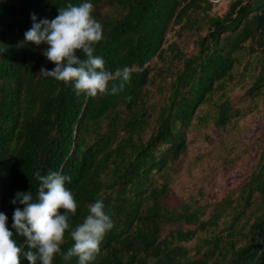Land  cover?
<instances>
[{
	"label": "trees",
	"instance_id": "obj_1",
	"mask_svg": "<svg viewBox=\"0 0 264 264\" xmlns=\"http://www.w3.org/2000/svg\"><path fill=\"white\" fill-rule=\"evenodd\" d=\"M83 2L103 26L95 54L110 71L132 70L117 95L77 96L41 76L55 66L42 54L47 45L24 40L31 13L51 20ZM214 5L0 0V212L22 249L11 225L23 205L11 200L35 197L33 173L53 170L71 177L72 228L97 199L114 221L95 264H264V0H229L222 14ZM211 138L226 166H209L216 184L231 170L248 174L177 199L178 165L188 150L194 161L209 158L202 149ZM72 244L66 233L62 253Z\"/></svg>",
	"mask_w": 264,
	"mask_h": 264
},
{
	"label": "clouds",
	"instance_id": "obj_2",
	"mask_svg": "<svg viewBox=\"0 0 264 264\" xmlns=\"http://www.w3.org/2000/svg\"><path fill=\"white\" fill-rule=\"evenodd\" d=\"M57 11L51 20H38L31 13V27L24 33L25 42L37 47L47 45L42 54L55 65L51 70L41 67L39 74L71 85L77 96L91 98L117 95L130 85V68L110 71L104 59L95 54V46L105 36L102 24L93 15L94 5L68 3ZM33 175L39 182L35 197L32 191L17 192L11 200L12 204L23 205L22 209H14L11 227L17 237L24 238L27 250L17 243L7 227L8 217L0 212V264H21L22 257H26L28 264H53L57 255L65 261L75 257L77 264H95L105 236L114 228L104 202L97 199L91 203L83 221L72 228L70 215H76L78 203L65 186L71 177L53 170L46 175L37 170ZM66 233L73 244L62 253Z\"/></svg>",
	"mask_w": 264,
	"mask_h": 264
},
{
	"label": "rangeland",
	"instance_id": "obj_3",
	"mask_svg": "<svg viewBox=\"0 0 264 264\" xmlns=\"http://www.w3.org/2000/svg\"><path fill=\"white\" fill-rule=\"evenodd\" d=\"M212 1L215 2V4H216L213 6L212 10L217 12L218 14H220V13L222 14L224 12L225 8L227 7V3L229 0H212ZM202 32H204V31H202ZM172 35H173V33H172ZM214 139L215 138H211L210 141H213V142L210 143V141H209L207 144H205L206 147H204L202 149L205 152L213 151L212 153L210 152L207 154V156L209 158H207L205 161H202V162L201 161H199V162L194 161L192 159V156H191V154L194 155V150H190V152L188 150L187 152H188L189 156L187 157L186 160L181 161V163L178 165V171L179 172L174 174V177H173L174 178L173 187L178 192V196H176L177 199H184V197H186L187 195L190 196V194H192V195L197 194L198 190L200 189V188H198L199 186H201L202 190L205 192V191H207L205 188L208 185H213L216 187H219L221 185L225 186V185L229 184L230 181H232L233 179H235L237 177L244 179L246 177V175L248 174L247 170L245 171V169H244V171L239 172V173H234V171L231 170L232 172L229 171L231 173H228L227 175H226V173H224L221 182H217V184L214 182L215 177H214V174H212L210 167H216L217 169H221L222 172L225 171L224 167H226L222 163V158H221V154L223 153L222 152L223 148L220 147L219 141L215 142ZM190 149H192V148H190ZM204 162H206L208 164L205 165L206 163H204ZM234 183L235 182L233 181V183H231V184H234ZM250 208L247 209V212Z\"/></svg>",
	"mask_w": 264,
	"mask_h": 264
},
{
	"label": "bare ground",
	"instance_id": "obj_4",
	"mask_svg": "<svg viewBox=\"0 0 264 264\" xmlns=\"http://www.w3.org/2000/svg\"><path fill=\"white\" fill-rule=\"evenodd\" d=\"M258 202V201H257ZM261 203V202H260Z\"/></svg>",
	"mask_w": 264,
	"mask_h": 264
}]
</instances>
